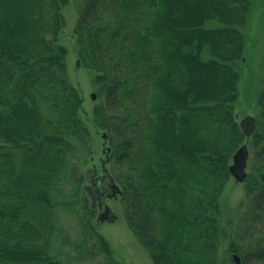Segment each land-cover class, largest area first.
Instances as JSON below:
<instances>
[{
	"label": "trees",
	"instance_id": "trees-1",
	"mask_svg": "<svg viewBox=\"0 0 264 264\" xmlns=\"http://www.w3.org/2000/svg\"><path fill=\"white\" fill-rule=\"evenodd\" d=\"M68 1L0 0V264H63L72 251L125 264L96 229L84 187L91 131L59 42ZM250 7L86 0L79 12L78 60L97 72L93 122L107 131L127 223L155 264H221V196L246 141L249 198L228 249L264 264V85L249 138L235 112ZM62 209L78 219L76 238Z\"/></svg>",
	"mask_w": 264,
	"mask_h": 264
},
{
	"label": "rangeland",
	"instance_id": "rangeland-1",
	"mask_svg": "<svg viewBox=\"0 0 264 264\" xmlns=\"http://www.w3.org/2000/svg\"><path fill=\"white\" fill-rule=\"evenodd\" d=\"M86 0H69L63 8L65 17L64 27L59 35V42L68 49L66 56L67 70L72 83L77 86L83 96L81 115L85 124L91 131L90 150H82L81 171L86 173L93 164H98L101 171L102 158L107 156L104 149L109 145L108 138L103 136L104 131L95 126L92 111L96 104V99L92 98V93H96L94 83L96 70L88 68L79 62L78 49L75 35V25L79 12ZM251 7L245 25L240 29L245 39L244 57L236 61V68L240 74L238 82L239 98L236 102L235 112L240 120L247 114L259 117V95L264 85V0H250ZM216 24L215 21H208L207 25ZM249 144V143H248ZM111 147V146H110ZM250 158L248 163V173L251 172L253 150L249 144ZM112 163L106 162V167L112 174ZM246 181V180H245ZM239 182L232 177L226 184L221 196V226L222 230L219 239V258L221 264H235L236 260L229 251L230 241L237 239L236 232L241 218L248 204V193L246 182ZM88 183L85 180L84 185ZM89 197V196H88ZM91 201V199L89 198ZM88 200V201H89ZM107 203L117 213L115 220H105L96 225V229L103 234L113 250L114 257L125 264H155L151 259L147 249L142 245L132 229L127 223L125 209L120 196L110 197ZM95 212L92 221L96 222L99 211ZM61 223L65 232L72 238H76L79 233V224L76 215L68 210L62 209L60 212ZM70 248V247H68ZM239 264H241L242 256ZM63 264H103L104 256L100 254L94 258H87L81 252H71L63 256ZM237 264V263H236Z\"/></svg>",
	"mask_w": 264,
	"mask_h": 264
},
{
	"label": "water",
	"instance_id": "water-1",
	"mask_svg": "<svg viewBox=\"0 0 264 264\" xmlns=\"http://www.w3.org/2000/svg\"><path fill=\"white\" fill-rule=\"evenodd\" d=\"M92 98L96 99V93H92ZM239 124L246 137H250L257 130V118L254 115L247 114L240 119ZM107 132L103 136L107 138ZM110 146L104 149L107 153L105 158H102L101 171L98 164L91 165L86 171V180L88 183L84 185L91 199L92 206L99 208L97 223L105 220H115L117 213L107 203L110 197H117L121 193L119 184L115 181L114 176L106 167V162L109 160ZM250 158V150L248 142H244L234 153L232 163L230 164L231 175L239 182H244L248 176V163ZM236 263L239 264L240 256L237 253L233 254Z\"/></svg>",
	"mask_w": 264,
	"mask_h": 264
}]
</instances>
